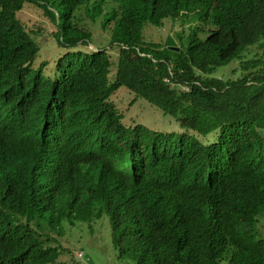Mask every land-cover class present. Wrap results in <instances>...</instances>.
Segmentation results:
<instances>
[{"label":"trees","instance_id":"1","mask_svg":"<svg viewBox=\"0 0 264 264\" xmlns=\"http://www.w3.org/2000/svg\"><path fill=\"white\" fill-rule=\"evenodd\" d=\"M108 2L111 48L92 47L80 12ZM27 4L54 24L46 48ZM167 18L200 25L143 39ZM121 87L181 131L126 124ZM263 211L264 0H0V264H81L62 230L104 213L133 264H264Z\"/></svg>","mask_w":264,"mask_h":264},{"label":"rangeland","instance_id":"2","mask_svg":"<svg viewBox=\"0 0 264 264\" xmlns=\"http://www.w3.org/2000/svg\"><path fill=\"white\" fill-rule=\"evenodd\" d=\"M110 4L111 3L108 2L105 5L106 8L104 12L102 15L100 14L101 16L96 18V21L91 20L86 15V10H81L80 12L79 16L83 18L82 22L85 23V26H87L93 34L95 40L94 46L110 47V32L108 29H103L101 23L106 13L112 10ZM30 5L32 4L27 5L19 12V18L29 30H33L37 33V41L42 48H46L52 44L51 34L55 31L54 24L45 16L41 9L34 7L35 5ZM87 8H89L88 14L93 16L91 6ZM77 11L75 12L76 16H78ZM189 25L190 23L188 21L181 24L180 20H174L172 18L165 19L160 26L147 22L142 29L143 39L148 42H161L165 44L170 38H174L175 34L177 36L176 32L180 31V29H188ZM253 52L254 51L251 53ZM114 53L116 54V49ZM251 53L247 54V57L250 56ZM58 54L59 53L54 51L48 58L53 62ZM41 55H43L42 50L37 58L38 61ZM238 66L240 67L239 61L233 62L223 67L219 71V75L234 76L232 70L238 68ZM112 100L123 113V120L128 125L139 123L158 131L170 132L179 130L180 126L172 116L164 114L162 110L149 103L147 100L136 97V95L126 87H121L112 96ZM257 227L258 231L260 230L259 233L264 235V211L259 216ZM60 241L63 245L70 248L72 254L67 255L75 254V257H78L80 251H82V264H133L130 258L119 256V247H116L113 243L109 216L106 213L100 218H94L92 221L86 222L78 220L75 224L63 228ZM127 244V241L122 243L123 246H127ZM64 257V255H61L60 260H63ZM223 264H226V262Z\"/></svg>","mask_w":264,"mask_h":264},{"label":"clouds","instance_id":"3","mask_svg":"<svg viewBox=\"0 0 264 264\" xmlns=\"http://www.w3.org/2000/svg\"><path fill=\"white\" fill-rule=\"evenodd\" d=\"M191 1V0H190ZM27 5H29V4H27ZM26 5V6H27ZM25 6V7H26ZM30 6H33V5H30ZM24 7V8H25ZM34 7H36V6H34ZM23 8V9H24ZM38 8V7H37ZM22 9V10H23ZM40 9V8H39ZM21 10V11H22ZM191 14L192 13H188V15H189V17L191 16ZM18 16H19V13H18ZM189 20V19H188ZM181 21V20H180ZM189 23H190V25H197V24H199L200 25V21L199 20H195V19H193V18H190V20L188 21ZM182 24V23H181ZM189 25V26H190ZM188 26V27H189ZM184 28V27H183ZM183 29H180V31H182ZM179 31V32H180ZM92 47H95L94 45H92ZM169 47V46H168ZM173 47H175V46H173ZM110 48H111V46H110ZM128 89V88H127ZM134 100H135V98H134ZM179 125V124H178ZM179 127V126H178ZM175 131V130H174ZM176 131H181V128L179 127V130H176ZM34 172H35V175H38V176H40V175H43V172H42V170H41V168L38 166V165H36V167H35V169H34ZM74 256H75V254H74ZM82 256H83V253H82V251H80V253H79V256L78 257H75V260H77V261H80L81 262V260H83L82 259ZM81 264H82V262H81Z\"/></svg>","mask_w":264,"mask_h":264},{"label":"water","instance_id":"4","mask_svg":"<svg viewBox=\"0 0 264 264\" xmlns=\"http://www.w3.org/2000/svg\"><path fill=\"white\" fill-rule=\"evenodd\" d=\"M170 49H176L179 50V47H173V46H169Z\"/></svg>","mask_w":264,"mask_h":264}]
</instances>
